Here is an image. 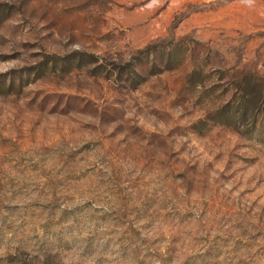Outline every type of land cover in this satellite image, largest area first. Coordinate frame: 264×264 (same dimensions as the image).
<instances>
[{"label":"rangeland","instance_id":"374dc122","mask_svg":"<svg viewBox=\"0 0 264 264\" xmlns=\"http://www.w3.org/2000/svg\"><path fill=\"white\" fill-rule=\"evenodd\" d=\"M0 264H264V0H0Z\"/></svg>","mask_w":264,"mask_h":264}]
</instances>
